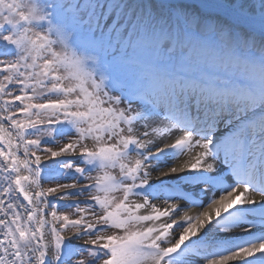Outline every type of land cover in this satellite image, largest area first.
Segmentation results:
<instances>
[{
  "label": "snow or ice",
  "instance_id": "snow-or-ice-1",
  "mask_svg": "<svg viewBox=\"0 0 264 264\" xmlns=\"http://www.w3.org/2000/svg\"><path fill=\"white\" fill-rule=\"evenodd\" d=\"M0 264H264V0H0Z\"/></svg>",
  "mask_w": 264,
  "mask_h": 264
},
{
  "label": "bare ground",
  "instance_id": "bare-ground-1",
  "mask_svg": "<svg viewBox=\"0 0 264 264\" xmlns=\"http://www.w3.org/2000/svg\"><path fill=\"white\" fill-rule=\"evenodd\" d=\"M259 199V197H257ZM193 211H195V209H193Z\"/></svg>",
  "mask_w": 264,
  "mask_h": 264
}]
</instances>
